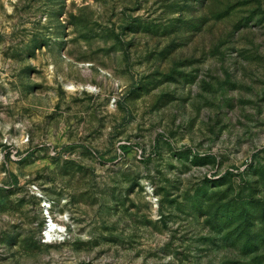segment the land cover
Wrapping results in <instances>:
<instances>
[{
  "label": "rangeland",
  "instance_id": "374dc122",
  "mask_svg": "<svg viewBox=\"0 0 264 264\" xmlns=\"http://www.w3.org/2000/svg\"><path fill=\"white\" fill-rule=\"evenodd\" d=\"M0 264H264V0H0Z\"/></svg>",
  "mask_w": 264,
  "mask_h": 264
}]
</instances>
